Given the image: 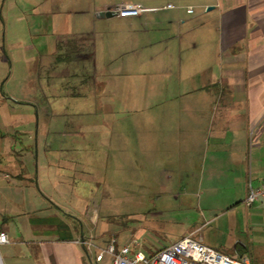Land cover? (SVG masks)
Wrapping results in <instances>:
<instances>
[{"label": "crops", "instance_id": "0c3cea01", "mask_svg": "<svg viewBox=\"0 0 264 264\" xmlns=\"http://www.w3.org/2000/svg\"><path fill=\"white\" fill-rule=\"evenodd\" d=\"M83 1V8L72 13L93 14V26L107 19L118 21L116 27H119L113 42L108 43L105 60L102 56L95 59L90 33L66 34L68 38L81 37L80 60L86 70L82 73L85 80L81 88L84 94L96 99L94 110L87 115L98 117V143L108 153L112 150L127 153L134 159H147L152 152H160V145L167 137L164 129L175 106L145 104L139 97L130 107L120 102L124 94L146 93L154 100L161 96L163 85L170 86L171 79H178L175 93L178 142L181 149L183 147L185 152L187 149L188 158L197 155L192 169L197 167L199 184L207 192L203 212L210 217L192 232H197L196 237L209 224L226 215L229 227L237 235L231 250L222 248L217 252L249 260L250 246L263 243L264 238V199L245 204L249 184L257 188L264 181V0H199L203 13L211 15L208 36L205 30H200L198 41L193 40V36L185 38L193 34L184 32L186 26L195 27L192 20H175L173 13H165L175 9L170 0ZM126 4L137 5L143 12L135 18L117 16L116 8ZM167 5L172 8H166ZM189 6L187 9L191 8ZM108 25L113 24L104 22L103 28ZM171 26L182 33L162 29ZM183 47L190 55L189 67L184 72L178 69L172 73L168 64L182 54ZM144 66L149 69L143 70ZM153 144H160L155 151ZM183 164L190 169L189 161ZM50 183L55 185L47 183L45 190L70 191L74 185L70 178L61 182L53 179ZM7 184L9 191L13 188L17 191L14 183ZM32 191L18 201L20 205L26 204L24 209L27 210L23 211L27 217L33 216L20 223L21 235H11L7 211L2 209L0 213L3 220L0 231L6 232L10 239V244L0 249L3 264H111L109 257L95 262L93 250H88L84 243L92 237L74 229L77 218L72 208H81L82 199L74 197L71 205L60 206L48 199L54 211L51 206L44 207ZM0 197L2 206L7 199L10 208L17 207V202L10 197L2 194ZM218 199L225 200L226 209L213 213L211 210L216 207L213 200ZM43 210L46 214L54 213L34 217V213ZM197 239L214 249L204 242L202 235Z\"/></svg>", "mask_w": 264, "mask_h": 264}, {"label": "rangeland", "instance_id": "374dc122", "mask_svg": "<svg viewBox=\"0 0 264 264\" xmlns=\"http://www.w3.org/2000/svg\"><path fill=\"white\" fill-rule=\"evenodd\" d=\"M170 2L175 9L166 14L173 13L175 20L194 22L195 27H185L186 34L193 32L185 38L193 36L198 41L200 30H205L208 36L211 13H203L198 5L201 1ZM83 3V0H0V195L17 202L16 208H10V200L5 199L2 206L0 197V213L4 209L9 216V232L11 235L23 232L20 223L28 214L23 211L26 204L20 205L18 201L33 190L44 207H52L49 201L60 206L71 205L74 197L82 199L81 208H72L77 218L74 229L92 237L89 239L99 246L115 240L118 246L130 245L131 249L149 255L182 237L197 239L202 235L204 242L216 251L231 250L237 233L229 227L226 215L196 237L197 232H192L210 217L203 212L207 192L201 189L197 167L192 169L197 155L188 158L187 149L186 152L181 149L178 142L175 94L178 79H171L170 86L163 85L161 96L154 100L146 93L124 94L120 102L130 107L139 97L145 104L175 106L164 129L167 136L164 143L153 144L154 151L156 146L162 147L160 152H152L147 159H134L127 153L113 150L108 153L98 143V117L87 115L97 103L81 88L85 80L82 73L86 72L81 55H75L70 64H57L55 59L57 40L66 41V34L82 32L91 34L95 59L100 56L107 59L106 49L118 33V21L105 19L93 26V14L72 13L80 11ZM188 5L193 10L190 16L185 14ZM104 22L113 25L103 28ZM198 25L201 27L197 28ZM162 29L182 33L174 26ZM189 56L183 47L182 54L168 64L172 73L178 69L186 71ZM188 161L190 169L183 164ZM5 175L7 179L3 178ZM66 178L74 182L72 190H45V184H51L53 179L61 182ZM8 182L14 183L17 191L14 188L9 191ZM213 202L216 205L213 213L226 209L224 199ZM51 210L55 211L54 207ZM44 211L34 213V217L54 213ZM249 258L250 264H264V238L263 243L250 246Z\"/></svg>", "mask_w": 264, "mask_h": 264}, {"label": "built area", "instance_id": "2783aa9c", "mask_svg": "<svg viewBox=\"0 0 264 264\" xmlns=\"http://www.w3.org/2000/svg\"><path fill=\"white\" fill-rule=\"evenodd\" d=\"M166 8H172V5H167ZM115 11L121 18H135L143 9L137 5L126 4L119 6ZM186 12L192 14L193 10L188 8ZM259 199H264V181L257 188H252L249 184L245 204H253ZM84 243L87 244L88 250H93L95 262H101L105 257H109L111 264H250L246 257H230L219 253L192 236L182 237L149 255L133 251L130 245L118 246L115 240L104 246L93 244L91 239ZM9 244L8 234L0 231V249ZM0 264H3L1 254Z\"/></svg>", "mask_w": 264, "mask_h": 264}, {"label": "trees", "instance_id": "16d2710c", "mask_svg": "<svg viewBox=\"0 0 264 264\" xmlns=\"http://www.w3.org/2000/svg\"><path fill=\"white\" fill-rule=\"evenodd\" d=\"M81 40L80 36H72L69 37L66 41L57 40L56 42V50H58V54H55V59L57 64H70L75 60V55H81L83 48L81 44H79ZM81 58V57H79Z\"/></svg>", "mask_w": 264, "mask_h": 264}, {"label": "water", "instance_id": "95a60500", "mask_svg": "<svg viewBox=\"0 0 264 264\" xmlns=\"http://www.w3.org/2000/svg\"><path fill=\"white\" fill-rule=\"evenodd\" d=\"M106 16H108V17H109V16H110V14H109V13H107V14H106Z\"/></svg>", "mask_w": 264, "mask_h": 264}]
</instances>
